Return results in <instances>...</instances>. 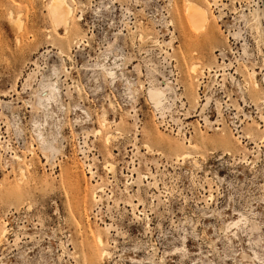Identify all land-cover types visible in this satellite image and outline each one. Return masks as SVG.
<instances>
[{
    "label": "rangeland",
    "instance_id": "374dc122",
    "mask_svg": "<svg viewBox=\"0 0 264 264\" xmlns=\"http://www.w3.org/2000/svg\"><path fill=\"white\" fill-rule=\"evenodd\" d=\"M68 1L0 0V264H264V0Z\"/></svg>",
    "mask_w": 264,
    "mask_h": 264
},
{
    "label": "bare ground",
    "instance_id": "6f19581e",
    "mask_svg": "<svg viewBox=\"0 0 264 264\" xmlns=\"http://www.w3.org/2000/svg\"><path fill=\"white\" fill-rule=\"evenodd\" d=\"M47 8H48V14L50 15V17H51L53 23L55 24V26H61L66 31L67 27L69 25L70 19L73 16V7L69 3V1L68 0H48ZM185 11H186V16L192 22L193 26H195L196 28H204V26L209 21V14H208L209 12H208L207 7L201 6V5H199V3H195L192 0H188V2L186 4ZM258 11L260 12L261 10H258ZM258 11H257V13H258ZM260 16H263V15H260ZM257 17L259 18V16H257ZM257 17H256V19H257ZM11 24L16 27V30L21 28V21H20V19L18 17L13 18L11 20ZM193 69H194V67H193ZM106 71H107V74H109L111 76L115 75V72L112 71L110 68L107 69ZM168 83L169 82H166V86L170 87L171 85H169ZM256 85L257 84L255 83V86ZM46 92H47L46 95L40 96V104L42 105L43 108H48L51 99H55L56 98L57 93H58V89H57V87L55 85L49 84L47 86V91ZM148 96L150 97V99L152 100V102L155 104L156 107L162 108L163 106H165L164 105V100H166L167 95H166V92H165L164 88L150 86L148 88ZM102 119H103V125H104V123L106 122L105 115L102 116ZM96 132L100 133L101 131L98 129V130H96ZM111 135H112L111 133H108L106 135V138H105L106 143L109 142V139L111 138ZM263 140H264V136H263ZM42 142H44V139H42ZM189 154H190L189 152H184V153L181 154V156L184 158L185 155H189ZM13 156H14V158L16 160H19V159L21 160L20 156H18L17 154H14ZM19 169H20L21 176L24 177V175H25L24 168L23 167H19ZM99 190L101 191V188ZM231 223L232 224H236L235 222H231ZM5 231L6 230H4L3 235L5 234ZM97 243L99 244V246H103L104 245V240H103V238L100 235L97 238ZM102 254H104V256H105V255L109 254V252L106 249H102Z\"/></svg>",
    "mask_w": 264,
    "mask_h": 264
}]
</instances>
